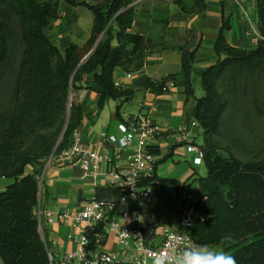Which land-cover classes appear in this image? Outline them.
<instances>
[{
	"label": "trees",
	"instance_id": "trees-1",
	"mask_svg": "<svg viewBox=\"0 0 264 264\" xmlns=\"http://www.w3.org/2000/svg\"><path fill=\"white\" fill-rule=\"evenodd\" d=\"M133 1L0 0V178L12 179L0 191V264H55L37 215L41 175L50 156L67 148L81 125L82 106L73 102L68 119L67 111L71 89L85 76L93 75L91 88L98 93L99 110L111 99L123 103L134 97L132 90L115 83V69L140 70L155 44L129 32L136 14ZM65 3L91 10L94 24L84 46L71 43L61 51L47 32L60 18ZM197 4L204 9V0ZM256 4L261 37L252 48L228 42L232 25L230 17L223 16L214 46L218 60L201 75L205 92L201 98L195 95L192 79L198 47L192 50L186 44L180 48V72L146 82L156 94L169 92L168 85L173 83L184 88L187 101L195 100L189 118L203 129L207 175L198 181L207 199L197 205L204 219L195 223L192 234L198 244L223 247L237 264H264V159L244 161L230 149L222 154L216 138L232 105L243 106L242 101L252 98L251 110H245L247 117L264 116L259 105L264 87V0ZM148 149L159 154L151 146ZM153 181L159 186L178 184L156 173L147 182ZM102 191L97 199L113 198L119 206L120 187L109 186L106 195ZM145 218V242L155 243L159 222ZM103 226L99 223L88 230V258L96 249L95 234Z\"/></svg>",
	"mask_w": 264,
	"mask_h": 264
},
{
	"label": "crops",
	"instance_id": "crops-1",
	"mask_svg": "<svg viewBox=\"0 0 264 264\" xmlns=\"http://www.w3.org/2000/svg\"><path fill=\"white\" fill-rule=\"evenodd\" d=\"M180 2L186 6L185 9ZM197 2L198 0L133 1L136 14L129 32L150 38L155 46L140 70L128 72L121 67L115 69V83L134 92L131 100L122 103L111 99L99 110L98 93L91 88L93 75L85 76L84 81L78 83L75 103L82 106L84 117L77 129L86 148L99 152L106 160L100 165L97 177L87 175L79 159L66 161L54 158L46 162L41 175L37 215L41 234L55 264H83L86 259L80 254V237L86 222L77 223L71 215L80 212L89 200L96 198L98 191L103 190L105 192L101 193L106 195L108 187L112 186L109 171L116 165H126L127 152L131 148L122 150L108 138L110 135L117 138L122 136L119 129L121 123L148 120L159 124V132L148 142V146L159 151V154H155L156 174L159 178L174 180L178 184L168 182L157 185L145 199L128 197L119 204L114 217L108 218L109 222L112 220L125 224L138 220L143 230L147 226L145 217L150 216L159 222L156 232L160 237L166 226L177 225L180 221L182 207L175 204L177 194L186 187L195 194H200L199 176L194 169L197 165L193 162L195 154L187 150L185 142L180 138L182 128L186 126L192 129L197 143L201 137V127L189 118L195 100L187 101L184 88L179 86L164 94L153 93L147 88V79L161 81L169 74L180 72V48L187 44L192 50L198 47L192 76L194 86L201 79L204 70L218 60L214 46L223 24V16L230 17L232 29L227 33V40L231 45L252 48L256 46L258 38H253L257 34L250 29L242 13L240 4L247 6V0H204V9ZM251 12L257 22L256 0ZM93 24L94 14L91 10L65 3L61 6L60 18L48 33L61 51H64L71 43L84 46L91 36ZM113 44L116 45L117 40ZM85 158L90 156L86 155ZM50 216L52 221L49 220ZM210 248L225 252L221 246ZM94 253L111 254L119 264H133L130 259L142 254L135 239L123 245L119 242L118 235L108 230L104 232L102 243L96 246L90 258ZM149 262L152 263L150 260Z\"/></svg>",
	"mask_w": 264,
	"mask_h": 264
},
{
	"label": "built area",
	"instance_id": "built-area-1",
	"mask_svg": "<svg viewBox=\"0 0 264 264\" xmlns=\"http://www.w3.org/2000/svg\"><path fill=\"white\" fill-rule=\"evenodd\" d=\"M236 1L239 2V0ZM240 6L250 29L261 37L258 30V20L256 22L251 10H248L242 4ZM173 87V83L168 85L170 90ZM119 129L122 136L117 138L110 135L108 137L109 141L118 144L122 150L131 149L127 152L126 165L123 167L116 165L109 171V175L112 177V185L120 187L123 191L121 202H124L128 197L148 198L157 184L156 181L147 182L155 176L157 163L156 155L148 149V142L150 138L159 132L160 126L155 122L146 120L135 121L130 124L124 122L119 125ZM194 137L192 129L187 126L182 128L181 140L185 142L187 150L195 154L194 164L201 165L205 158V150L202 145L195 141ZM86 155H89L90 158H85ZM54 158H61L66 161L79 159L86 174L95 177L100 174V165L106 160L104 155L86 148L78 129L74 130L69 146L59 152H54L49 160ZM180 198L182 199V208L179 223L166 226L159 240L149 244L145 242L144 233L138 220H131L125 224H119L112 220L108 221V218L114 217L118 207L114 200L97 198L89 200L80 212L71 215L77 223L86 222L84 232L80 237V254L86 258L83 264H119L116 257L111 254L94 253L91 258H87L86 246L90 243V238L87 235L88 230L99 223H104V226L102 232L95 234L96 246L102 243L106 230L115 232L118 235L119 242L123 245L128 244L131 240H136L142 254L139 257L130 259L133 264H164L166 259H169L183 246L198 244L194 239L192 230L198 220L204 219L197 205L202 198L205 200L207 197H202L201 193L195 194L183 190L177 194L176 200ZM138 214L141 215V212H138ZM49 220L52 221L53 218L50 216ZM178 233H185V238L183 240L178 238ZM50 257L53 259L51 254Z\"/></svg>",
	"mask_w": 264,
	"mask_h": 264
},
{
	"label": "rangeland",
	"instance_id": "rangeland-1",
	"mask_svg": "<svg viewBox=\"0 0 264 264\" xmlns=\"http://www.w3.org/2000/svg\"><path fill=\"white\" fill-rule=\"evenodd\" d=\"M89 3H97L103 0H86ZM254 0H247L248 10H251ZM48 33V32H47ZM48 35H50L48 33ZM51 36V35H50ZM52 37V36H51ZM259 39V36H253ZM54 41V40H53ZM56 43V42H55ZM198 81V82H197ZM194 83L196 97L201 98L205 92L202 86L201 79L197 80ZM264 86V84H263ZM77 89V88H76ZM76 89H71L68 108L71 110L72 105L70 102H76ZM241 102V101H240ZM243 106L235 105L230 106L225 117V124L222 129L221 135L217 136L218 144L223 148L221 151L222 154H225L226 150L230 149L234 155L238 158L247 161V160H262L264 159V116L256 118L255 115L251 114L250 117H247L245 110L247 107L251 110V106L254 100L248 99V101H242ZM259 105L264 111V87L262 90V95L259 100ZM67 111V119L69 116ZM201 137L198 139V144L202 145L203 140V129L200 128ZM197 176L204 177L207 175V167L205 162L201 165L194 167ZM12 183V179L9 178H0V191L4 190L9 184ZM157 185L154 186L156 188ZM185 192H192L190 188L186 187ZM194 193V192H193ZM176 206H182V199L175 200Z\"/></svg>",
	"mask_w": 264,
	"mask_h": 264
},
{
	"label": "clouds",
	"instance_id": "clouds-1",
	"mask_svg": "<svg viewBox=\"0 0 264 264\" xmlns=\"http://www.w3.org/2000/svg\"><path fill=\"white\" fill-rule=\"evenodd\" d=\"M178 238L183 240L185 233H178ZM164 264H237L234 256L223 251H215L206 244H192L183 246Z\"/></svg>",
	"mask_w": 264,
	"mask_h": 264
},
{
	"label": "water",
	"instance_id": "water-1",
	"mask_svg": "<svg viewBox=\"0 0 264 264\" xmlns=\"http://www.w3.org/2000/svg\"><path fill=\"white\" fill-rule=\"evenodd\" d=\"M91 53V52H90ZM90 53L85 57V59H87L88 57H89V55H90ZM84 59V60H85ZM84 60H83V62H84ZM72 105V102H70V106ZM70 108H68V112L70 113V110H69Z\"/></svg>",
	"mask_w": 264,
	"mask_h": 264
}]
</instances>
